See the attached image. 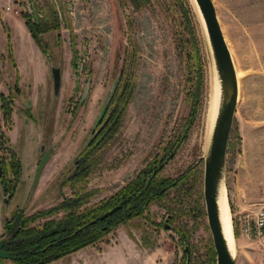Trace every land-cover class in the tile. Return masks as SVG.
I'll return each instance as SVG.
<instances>
[{"label": "rangeland", "instance_id": "374dc122", "mask_svg": "<svg viewBox=\"0 0 264 264\" xmlns=\"http://www.w3.org/2000/svg\"><path fill=\"white\" fill-rule=\"evenodd\" d=\"M212 1L239 80L223 180L235 264H261L262 245L243 235L240 223L264 202V0ZM7 2L0 0V134L8 138L21 166L12 195L0 184V234L5 217L12 213L33 215L70 196L66 179L73 160L91 130L105 122L97 124L103 107L123 84L133 83L131 97L120 120L111 124L112 136L92 156L86 183L92 194L86 205L126 184L156 153L162 154L166 144L174 146L175 153L161 174L175 178L192 167L204 205V157L213 128L209 131L207 106L214 63L195 1ZM7 11L32 21L56 15L58 29L41 35L47 54L25 23L29 37L7 18ZM37 50L46 59L44 65L62 67L57 94L53 75L44 72ZM2 96L12 100L10 129L4 125ZM5 144L0 140L2 173L13 178ZM47 151L50 157L35 183L37 164ZM204 212L174 221L153 202L147 217H133L96 243L45 264H207V248L213 242L205 205ZM60 216L52 213L35 223ZM178 226L191 231L187 244L179 240ZM6 264L11 262L6 259Z\"/></svg>", "mask_w": 264, "mask_h": 264}, {"label": "trees", "instance_id": "16d2710c", "mask_svg": "<svg viewBox=\"0 0 264 264\" xmlns=\"http://www.w3.org/2000/svg\"><path fill=\"white\" fill-rule=\"evenodd\" d=\"M22 17L35 42L42 52L47 54L48 47L42 41L41 35L58 29L56 15H52L50 19L37 21L30 20L24 14ZM71 63L74 69L73 57ZM132 86L133 83L123 84L120 91L112 94L97 124L100 125L103 120L105 122L91 130V137L74 158L71 173L66 179V184L71 190L70 196L63 198L53 208L33 215L16 211L9 218L5 217L0 241H3V249L10 253L8 260L11 264H45L86 245L94 244L116 229L119 224L136 216L147 217L149 206L153 202L164 208L174 221L183 215L189 219L205 214L202 196L196 189L197 180L192 167L175 178L161 174L165 163L173 158L175 153L174 146L168 144L162 147V154L156 153L114 193L92 205H86L92 194L86 191V183L94 165L92 156L104 140L112 136L111 124L116 125L123 115L131 97ZM1 101L4 125L10 129L12 100L2 96ZM0 140L2 145L6 143L5 147L10 157L9 166L14 175L13 178H7L2 173L0 184L4 193L12 195L19 182L20 160L5 134H0ZM52 213H61V216L35 223L39 217ZM175 231L179 235V240L187 244L191 235L189 228L183 229L178 226ZM207 259V264H216V253L212 243L207 248ZM0 264H6V259L0 258Z\"/></svg>", "mask_w": 264, "mask_h": 264}, {"label": "water", "instance_id": "95a60500", "mask_svg": "<svg viewBox=\"0 0 264 264\" xmlns=\"http://www.w3.org/2000/svg\"><path fill=\"white\" fill-rule=\"evenodd\" d=\"M194 1L206 30L212 58L221 86V102L210 134L208 150L204 157V205L216 253V264H235L234 255L230 252L223 234L217 198L220 186L224 184L226 152L236 109L238 82L232 57L224 39L213 1ZM51 72L53 75L54 91L57 94L61 82L60 66H52ZM49 157L50 152L47 151L40 158L36 167L35 183L38 181L41 171ZM1 174L2 168L0 164V176ZM4 202H6V199H4ZM165 227L168 226L165 225ZM0 258H10V253L3 249V241H0Z\"/></svg>", "mask_w": 264, "mask_h": 264}, {"label": "bare ground", "instance_id": "6f19581e", "mask_svg": "<svg viewBox=\"0 0 264 264\" xmlns=\"http://www.w3.org/2000/svg\"><path fill=\"white\" fill-rule=\"evenodd\" d=\"M211 75H212L211 89H210L208 106H207V117H208L207 120H208L209 131L214 125L217 112L220 106V102H221V86H220V81L218 79L215 64H214V68L212 69ZM236 78H237V82H239L238 73H236ZM224 188H226L225 185L221 184L220 189H219L218 198H217V204H218V210H219L220 221L222 224L223 234L226 239L230 252L232 253V255H234L235 237L233 233L232 217H231V211H230L229 202H228V196Z\"/></svg>", "mask_w": 264, "mask_h": 264}, {"label": "built area", "instance_id": "2783aa9c", "mask_svg": "<svg viewBox=\"0 0 264 264\" xmlns=\"http://www.w3.org/2000/svg\"><path fill=\"white\" fill-rule=\"evenodd\" d=\"M6 9L10 6L6 5ZM240 231L243 235L250 237L255 242L262 245L264 251V202L256 204L251 212V217L243 216L240 223ZM261 264H264V254Z\"/></svg>", "mask_w": 264, "mask_h": 264}, {"label": "crops", "instance_id": "0c3cea01", "mask_svg": "<svg viewBox=\"0 0 264 264\" xmlns=\"http://www.w3.org/2000/svg\"><path fill=\"white\" fill-rule=\"evenodd\" d=\"M4 3H8L7 2V0H2ZM6 6V5H5ZM4 6V7H5ZM7 10V9H6ZM8 10H10V8L8 9ZM6 13V15H7V18L8 19H12V20H14L20 27H22L23 28V30H24V33L26 34V36H28L29 37V32L27 31V29L25 28V26H24V19L21 17V18H19V17H17L15 14H13L12 12H9V11H7V12H5ZM29 40H30V38H29ZM30 42H31V40H30ZM36 44V43H35ZM33 48V47H32ZM36 49V48H35ZM38 51V50H37ZM37 54H38V56H39V58L41 59V66H42V68L44 69V72H45V70H49V72H50V74L52 75V72H51V67H52V65L51 66H48L47 65V63H45L46 65H44V62L43 61H45L46 59H45V57H44V55L42 54V53H39V51L37 52ZM57 66H60V65H57ZM53 67H56V66H53ZM60 70H61V76H62V67L60 66ZM241 237V235L238 233V236H237V239L238 238H240Z\"/></svg>", "mask_w": 264, "mask_h": 264}]
</instances>
